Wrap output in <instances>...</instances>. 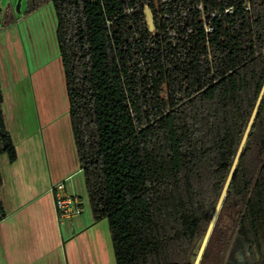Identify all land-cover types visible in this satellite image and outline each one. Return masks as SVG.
Masks as SVG:
<instances>
[{"label": "trees", "instance_id": "obj_1", "mask_svg": "<svg viewBox=\"0 0 264 264\" xmlns=\"http://www.w3.org/2000/svg\"><path fill=\"white\" fill-rule=\"evenodd\" d=\"M152 1L26 0V15L53 8L90 215L107 221L114 264H193L264 82V0H252V22L239 8L210 35V59L202 36L166 43ZM144 3L156 38L136 10ZM12 16L7 7L4 26ZM2 102L0 89V156L14 163ZM232 210L264 264V95L199 264H222L231 236L220 223Z\"/></svg>", "mask_w": 264, "mask_h": 264}, {"label": "crops", "instance_id": "obj_2", "mask_svg": "<svg viewBox=\"0 0 264 264\" xmlns=\"http://www.w3.org/2000/svg\"><path fill=\"white\" fill-rule=\"evenodd\" d=\"M19 24L0 22L2 110L17 154L14 163L0 156V199L6 214L0 222V264H88L89 256L92 264H112L105 243L100 249L103 258L98 259L102 243L88 234L95 223L86 210L73 220H57L51 186L70 178L67 190L81 198L84 186L65 82L63 86L53 72L42 78L30 70L22 34L15 30ZM35 77L41 97L33 90Z\"/></svg>", "mask_w": 264, "mask_h": 264}, {"label": "built area", "instance_id": "obj_3", "mask_svg": "<svg viewBox=\"0 0 264 264\" xmlns=\"http://www.w3.org/2000/svg\"><path fill=\"white\" fill-rule=\"evenodd\" d=\"M158 22L164 21L166 43L176 48L183 44L194 42L202 36L204 46L209 56L210 35L218 28H227L229 20L236 16L238 9L253 21L252 0H153ZM137 11L141 12L143 24L150 37L156 38V22L154 11L148 3L139 4ZM135 9H126L125 14L135 13ZM239 25L242 21L238 22ZM111 24L108 22L107 26ZM219 38L218 42H223ZM204 58V57H203ZM70 178L51 186L49 192L53 198L56 217L59 222L80 217L84 211V200L73 190H67Z\"/></svg>", "mask_w": 264, "mask_h": 264}, {"label": "rangeland", "instance_id": "obj_4", "mask_svg": "<svg viewBox=\"0 0 264 264\" xmlns=\"http://www.w3.org/2000/svg\"><path fill=\"white\" fill-rule=\"evenodd\" d=\"M17 2L18 0H0V22L6 8L9 7L11 9L12 15L14 16V20L20 21L19 26L16 27L15 30L18 36L22 34L24 51L29 61L30 70L34 71V75L36 76L37 73L40 72V74L43 75L42 78H44L48 72H53L55 75H59V77L62 78L64 86L63 71L59 57L58 43L56 39V20L51 4H42L35 12L31 13L30 15H26V0H21L18 11L16 10ZM18 42L20 45L19 51L21 52V41ZM19 61L21 62V64L24 63L21 57L19 58ZM27 82L29 83V81ZM33 90L37 91L38 96L41 97L39 79L37 78ZM81 189L82 199L84 200V208L86 210L87 217H89L91 215L86 191L83 185L80 187V190ZM237 217L238 215L234 210L230 212H224L220 223L221 228H223L224 230H228L232 241L226 264H254V260L252 259L249 250V244L239 239L236 233V229H233V223L235 222ZM88 234L91 237H93L94 235L95 240L97 238L95 237V235L98 236V239L102 243L100 244L101 247H98L99 251L100 249H103L102 245H104V243L107 245L109 253L108 260H110V262L114 264L110 237L107 229V221L102 220L92 225L91 229L88 230ZM197 251L198 249L195 250L193 259H195ZM99 255L100 256L98 259L101 261V259L103 258L101 251ZM92 263V258L91 256H89L88 264Z\"/></svg>", "mask_w": 264, "mask_h": 264}, {"label": "water", "instance_id": "obj_5", "mask_svg": "<svg viewBox=\"0 0 264 264\" xmlns=\"http://www.w3.org/2000/svg\"><path fill=\"white\" fill-rule=\"evenodd\" d=\"M20 2H21V0H18V2H17V6H16V10H17V11L19 10ZM263 95H264V82H263L262 88H261V90H260V93H259V95H258V97H257V100H256V102H255L254 108H253V110H252V112H251L250 118H249L248 123H247V125H246V128H245V130H244V133H243L242 139H241L240 144H239V146H238V149H237V151H236V154H235V157H234V159H233L232 165H231V167H230L229 173H228V175H227V177H226V180H225V182H224V185H223V187H222L221 193H220V195H219V198H218L217 203H216V205H215L214 211H213L212 216H211V218H210V221H209V223H208V226H207L206 232H205V234H204V236H203V238H202V241H201V243H200V246H199V248H198V251H197V254H196V256H195V259H194L193 264H199L200 261H201L202 255H203V253H204V250H205L206 245H207V243H208L209 237H210V235H211V233H212V230H213V228H214L215 222H216L217 217H218V215H219V212H220L221 206H222V204H223V201H224V198H225V196H226V193H227L228 187H229V185H230V183H231V180H232L233 174H234L235 169H236V167H237V164H238V161H239L240 155H241V153H242V151H243V148H244V145H245V143H246V141H247V138H248V135H249L250 129H251L252 124H253V122H254V119H255V117H256V114H257V111H258L259 105H260V103H261V100H262V98H263ZM223 264H225V263H223Z\"/></svg>", "mask_w": 264, "mask_h": 264}, {"label": "flooded vegetation", "instance_id": "obj_6", "mask_svg": "<svg viewBox=\"0 0 264 264\" xmlns=\"http://www.w3.org/2000/svg\"><path fill=\"white\" fill-rule=\"evenodd\" d=\"M231 245H232V241L230 242V245H229L228 250H227V252L225 254V257H224V260H223L222 264L223 263L226 264V261H227V258H228V255H229V252H230V249H231Z\"/></svg>", "mask_w": 264, "mask_h": 264}]
</instances>
